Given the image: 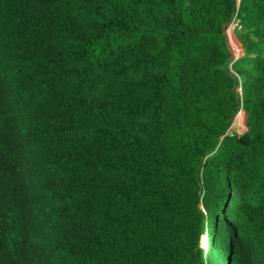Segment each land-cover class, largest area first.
Wrapping results in <instances>:
<instances>
[{"label":"trees","instance_id":"1","mask_svg":"<svg viewBox=\"0 0 264 264\" xmlns=\"http://www.w3.org/2000/svg\"><path fill=\"white\" fill-rule=\"evenodd\" d=\"M0 264H264V0H0Z\"/></svg>","mask_w":264,"mask_h":264},{"label":"rangeland","instance_id":"2","mask_svg":"<svg viewBox=\"0 0 264 264\" xmlns=\"http://www.w3.org/2000/svg\"><path fill=\"white\" fill-rule=\"evenodd\" d=\"M229 32V33H228ZM225 34H226V39H227V44H228V47L230 48V51L232 52V54L234 53V45H233V42H232V39H231V35L234 36L235 40H236V43L238 45H240V48H241V53H240V56L243 54V50H242V46L241 44L239 43V41L237 40L236 38V32H234V29H232V33L230 32L228 26L226 27V30H225ZM237 56V55H236ZM247 112L244 111V110H241L237 116L235 117L234 119V122L230 128V132H235L237 134H243L246 130H247ZM208 239L206 236H203L202 237V240H201V245L203 248H206L207 247V242Z\"/></svg>","mask_w":264,"mask_h":264},{"label":"water","instance_id":"3","mask_svg":"<svg viewBox=\"0 0 264 264\" xmlns=\"http://www.w3.org/2000/svg\"><path fill=\"white\" fill-rule=\"evenodd\" d=\"M235 61L236 57L231 54L223 64V71L235 81V90L237 91V88L240 85V79L238 74L233 69Z\"/></svg>","mask_w":264,"mask_h":264},{"label":"built area","instance_id":"4","mask_svg":"<svg viewBox=\"0 0 264 264\" xmlns=\"http://www.w3.org/2000/svg\"><path fill=\"white\" fill-rule=\"evenodd\" d=\"M238 1H240V0H238ZM227 26H228V28H229L231 33H232V29H234V32H235L237 29H241L242 28L240 19L237 18V15L234 16L232 21ZM232 42H233V40H232ZM240 52H241V48L239 49V51L237 53V57L240 56Z\"/></svg>","mask_w":264,"mask_h":264},{"label":"clouds","instance_id":"5","mask_svg":"<svg viewBox=\"0 0 264 264\" xmlns=\"http://www.w3.org/2000/svg\"><path fill=\"white\" fill-rule=\"evenodd\" d=\"M237 38V37H236ZM238 40V39H237ZM240 43V42H239ZM241 44V43H240ZM242 46V45H241ZM242 50H243V47H242ZM231 54H232V52H231ZM234 55V54H233ZM235 56V55H234ZM236 57V59L239 57H237V56H235ZM232 126V125H231ZM231 126H230V128H231ZM230 128H229V131H230Z\"/></svg>","mask_w":264,"mask_h":264},{"label":"bare ground","instance_id":"6","mask_svg":"<svg viewBox=\"0 0 264 264\" xmlns=\"http://www.w3.org/2000/svg\"><path fill=\"white\" fill-rule=\"evenodd\" d=\"M229 33V32H228ZM231 38H233V35H231Z\"/></svg>","mask_w":264,"mask_h":264}]
</instances>
